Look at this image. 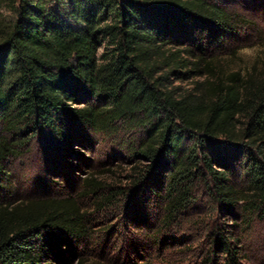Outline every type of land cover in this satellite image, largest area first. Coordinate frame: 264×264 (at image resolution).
<instances>
[{
  "label": "trees",
  "instance_id": "trees-1",
  "mask_svg": "<svg viewBox=\"0 0 264 264\" xmlns=\"http://www.w3.org/2000/svg\"><path fill=\"white\" fill-rule=\"evenodd\" d=\"M3 1L0 185L38 138L123 135L125 180L156 198L164 227L201 192L240 233L264 220V78L226 74L211 53L242 15L220 0ZM225 235L215 244L233 263L241 240ZM92 244L72 198L0 204V264H99Z\"/></svg>",
  "mask_w": 264,
  "mask_h": 264
},
{
  "label": "rangeland",
  "instance_id": "rangeland-1",
  "mask_svg": "<svg viewBox=\"0 0 264 264\" xmlns=\"http://www.w3.org/2000/svg\"><path fill=\"white\" fill-rule=\"evenodd\" d=\"M220 2L249 25L225 39L218 51L213 48L212 56L226 74L264 78V0ZM68 5L66 1L56 9L63 12ZM10 10L0 0V30L13 16ZM128 140L123 135L105 139L79 131L65 147L51 136L38 138L27 153L9 161L8 185H0V204L74 199L91 220L93 244L88 254L99 264H264V220L240 233L230 227L231 215L218 210L203 192L164 227L156 219L160 212L156 198L125 180L129 164L120 146ZM237 166L232 165L235 181L240 182ZM226 232L241 240L230 242L239 252L233 263L215 244L216 234L227 236Z\"/></svg>",
  "mask_w": 264,
  "mask_h": 264
}]
</instances>
